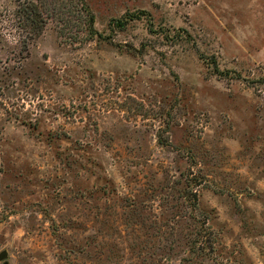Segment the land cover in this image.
<instances>
[{
  "label": "rangeland",
  "instance_id": "1",
  "mask_svg": "<svg viewBox=\"0 0 264 264\" xmlns=\"http://www.w3.org/2000/svg\"><path fill=\"white\" fill-rule=\"evenodd\" d=\"M4 249L264 264V0H0Z\"/></svg>",
  "mask_w": 264,
  "mask_h": 264
},
{
  "label": "trees",
  "instance_id": "2",
  "mask_svg": "<svg viewBox=\"0 0 264 264\" xmlns=\"http://www.w3.org/2000/svg\"><path fill=\"white\" fill-rule=\"evenodd\" d=\"M22 7H23L22 13L25 18L26 27L29 28L30 33L32 35L38 36L43 28V22H44L41 11L37 7V5L33 3L23 5ZM144 14L145 12L140 10L138 12L129 13L128 15L124 16L125 17L124 19L120 18L116 20L115 24L117 27H123L127 23L129 18L130 19L139 18V17L141 18ZM90 26H91L90 27L91 32L94 33L95 36L98 31L94 27V16L91 17ZM209 62L213 65L214 70L218 75L228 76L229 72L226 70H222L220 68L215 57H212V59Z\"/></svg>",
  "mask_w": 264,
  "mask_h": 264
},
{
  "label": "water",
  "instance_id": "3",
  "mask_svg": "<svg viewBox=\"0 0 264 264\" xmlns=\"http://www.w3.org/2000/svg\"><path fill=\"white\" fill-rule=\"evenodd\" d=\"M7 257H8V251L6 249L2 250L0 252V260H5V258H7ZM4 263L9 264V262L7 260Z\"/></svg>",
  "mask_w": 264,
  "mask_h": 264
}]
</instances>
